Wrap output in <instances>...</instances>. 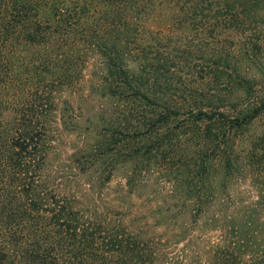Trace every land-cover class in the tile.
Masks as SVG:
<instances>
[{"label": "rangeland", "instance_id": "1", "mask_svg": "<svg viewBox=\"0 0 264 264\" xmlns=\"http://www.w3.org/2000/svg\"><path fill=\"white\" fill-rule=\"evenodd\" d=\"M232 1L81 0L97 32L116 25L118 38L107 34V45L122 48L120 63L137 90L122 83L121 95L115 91L97 39L75 41L71 58L68 51L58 55L64 45L48 47L57 65L25 70L26 86L37 74L58 81L48 99L54 147L42 151L53 175L47 182L85 216L92 209L151 240L156 252L165 251V264H229L212 250L227 245L237 252L239 241L231 242L239 233L231 228L244 222L249 243L263 244L264 108L212 140L201 135L204 122L184 113L209 106L233 113L264 96V1L248 16ZM96 13L108 14L106 21ZM38 46H28L26 54ZM141 92L163 96L180 113L156 123L152 110L160 106L144 105L134 97ZM199 157L205 167L200 191L211 189L210 197L201 196V208L187 191ZM257 200L249 213L245 204Z\"/></svg>", "mask_w": 264, "mask_h": 264}, {"label": "trees", "instance_id": "2", "mask_svg": "<svg viewBox=\"0 0 264 264\" xmlns=\"http://www.w3.org/2000/svg\"><path fill=\"white\" fill-rule=\"evenodd\" d=\"M262 1L232 2L237 4L240 13L248 16L249 8ZM80 3L81 0H0V264H165V251L156 252L151 240L128 234L118 219L103 220L92 209L88 212L92 218L85 216L65 194L58 196L52 182H47L53 175L42 151L54 147L49 143L53 116L48 99L51 87L58 81H45L44 75L37 74L32 77L34 85L26 86L28 66L35 69L37 64H43L42 69L56 66L58 55L66 56L68 51L71 58L78 39L86 44L97 39L100 53L107 58L105 63L111 75L107 79L116 87L115 91L121 95L122 83L128 85H125L127 89L137 90L131 86L132 75L120 63L122 48L113 45L114 42L107 45V34L118 38L116 25L110 27L113 33H109L110 30L97 32L88 13L90 6ZM99 13L95 19L106 21L108 14ZM81 15L87 17L80 18ZM37 45L40 50L26 54L28 46ZM63 45L66 51L63 54L46 50L48 47L61 49ZM111 48L113 54L108 52ZM4 85H9L10 89H3ZM134 97L144 105L158 103L160 108L156 114L153 108L155 117H151L156 123H168L180 113V107L166 105L169 100L163 96L141 92ZM263 108L264 96L233 113L215 106L188 109L184 113L185 119L204 122L202 127L199 126L201 135L212 140L224 138ZM198 159L195 181L187 191L191 196L195 195L197 204L201 202L198 205L201 208L204 201L201 196L210 197L211 189L208 188L207 193L200 191L202 183L199 181L205 167L203 158ZM46 167L48 172H43ZM258 203L259 200L245 204L251 210L249 213ZM242 228H231L239 233L231 242L239 241L237 252L230 251L227 245H216L213 254H218L229 264H264V237L262 245L261 241L250 244L246 236L251 234L246 222ZM246 250L249 258H244ZM235 254L239 256L237 259Z\"/></svg>", "mask_w": 264, "mask_h": 264}]
</instances>
